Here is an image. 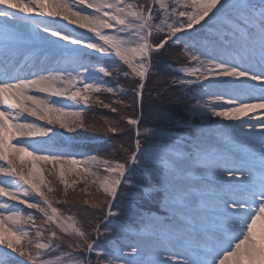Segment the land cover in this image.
<instances>
[{"label": "snow or ice", "instance_id": "1", "mask_svg": "<svg viewBox=\"0 0 264 264\" xmlns=\"http://www.w3.org/2000/svg\"><path fill=\"white\" fill-rule=\"evenodd\" d=\"M58 20L81 33L51 26ZM181 33L193 37L185 48L193 67L172 84L200 89L191 111L204 120L208 138L194 132L178 143L180 136L163 138L143 127L142 110L154 59L166 45L180 44ZM0 35L24 66L36 61L27 73L0 75V177L6 178L0 198L14 202L9 214L0 213V246L7 250L0 264H51L48 255L62 248L70 250L68 264H264V0H0ZM106 57L126 70L100 66ZM121 75L135 78L132 104L121 98L123 89L106 86L104 78ZM101 92L115 97L97 103L117 116L104 129L126 153L117 162L82 158L56 139L57 128L85 127L82 119H69L82 113L60 101L88 106ZM137 169L151 180L141 190L158 207L138 208L134 222L118 223L113 205L122 187L135 186L129 177ZM45 170L58 178L65 197L68 175L92 177L95 184L103 171L106 207L92 205L99 212L93 220L65 216L53 204L58 194ZM16 205L43 219L38 224ZM22 225L35 229V254L21 244L28 239ZM110 233L119 235L101 246L100 237Z\"/></svg>", "mask_w": 264, "mask_h": 264}, {"label": "rangeland", "instance_id": "2", "mask_svg": "<svg viewBox=\"0 0 264 264\" xmlns=\"http://www.w3.org/2000/svg\"><path fill=\"white\" fill-rule=\"evenodd\" d=\"M132 2H135V0H132ZM181 3H183V0H181ZM85 12H90V9H84ZM175 19V17L173 18ZM37 20H51V18H41L38 17ZM169 23L172 22V20L168 21ZM67 26L68 28H72L73 30H75L78 33H81L82 30L79 29H75L74 25H71L65 21H56L53 22L51 24V26L53 27H59V26ZM200 27V26H198ZM193 32H195V29L192 30ZM89 37H91L93 40H95L96 38L94 36H92V34L90 33H84ZM180 35L184 36L185 39L177 45H172L173 47H177L178 51L182 50V56L188 59V62L186 64L183 65H179V66H174L172 69H174V71H176L180 76H179V80L180 79H184V78H188L185 77L184 73H183V69L186 68H191L193 67V62L190 61L189 59V55L188 53L185 51L186 46L189 45L191 39L193 37L189 36L187 33H181ZM5 40V37L3 35H0V41ZM0 47H2V45H0ZM13 56H10L8 58H14L17 55H15L14 53H12ZM2 62V61H1ZM118 64L119 65H123L122 62L118 61L117 59L113 58V57H106L100 64V66H104L106 68H108V70H112V71H120L118 68ZM126 67V65H124ZM6 70H0V75H3ZM7 72H10V70H7ZM122 72V71H120ZM120 79L123 80V82H119ZM104 80L106 81V86H112V87H119L121 89H123V93L121 95V98L126 102H128L129 104H132V97H133V93L130 97V93L131 91L124 86L125 83H131V81H135L134 77H123L122 75L118 78V79H112L110 77H106L104 78ZM196 93L194 94L192 100H191V108L187 111H184L185 114L187 115L189 113V116L185 117L184 114H180L179 119H181V121L179 122V125H184V127L188 128V130L191 132V134H187V133H181L178 130H163V128L161 127H152L154 129L159 130L162 134H163V138H167L169 136H180V140H178V143L183 142V140L185 139H191L192 138V134L194 132H198V139H207L208 138V133L206 132V130L201 129L204 126V120L196 113L191 111V109L195 106L197 100L196 98L199 97L201 95V92L199 89L195 90ZM147 91H145L146 93ZM130 97V98H129ZM104 98V99H103ZM103 99V100H102ZM115 99V97H113L110 93H106V92H101V93H97V94H93V100L89 102L88 106H84L83 104H74L71 101H63L61 100L60 103L63 104L64 106H66L67 108H69L70 110L73 111H79L82 113V115L80 116H72L69 117V119H74V120H79L82 119L85 127L84 128H78L75 132L72 133H68L64 130L61 129H56V131L58 133H60V135H58L56 137V139L58 140V142H60L66 149V151H68L69 153L75 154V155H80L83 154L82 158H86L87 156H95L97 158V160H105V159H110L113 162H117L119 157L123 154L125 155V153H122L120 150H116V153L118 156H116V158L112 157L109 153L105 154L102 152H95L93 151V145H97L96 143L91 141V136L94 135H103V134H108L105 130L102 133H94L93 128L91 126H88V120L90 119L92 113L93 115L95 114L96 116V112H98L99 110V114H103L106 113V115H108V117L114 116L116 115L115 113H111L109 109L104 108L101 104L97 103V101H103V103H111V101ZM99 106H101V109H99ZM104 110H106L105 112H103ZM98 114V113H97ZM124 115H131L133 113H131L130 110H124ZM115 118H111V119H105V120H112V119H116ZM27 119H33V118H27ZM103 120V119H102ZM105 120L104 123H105ZM37 124H42L43 122L41 121H36ZM124 123L126 124V121H124ZM147 128H149L148 126H146ZM92 129V130H91ZM105 129V125L104 128ZM131 138L128 137L126 138V142L127 140H130ZM149 143H154L156 142L155 138H149L148 140ZM81 147V148H80ZM82 147H86V148H91L89 149H83ZM118 152H121V154H118ZM91 167L93 168H98L99 165L97 164H90ZM45 169L50 168L49 166H44ZM105 173L103 171L98 172V176L99 179H97L95 184L91 183V180L93 179L92 177H88L87 178V182H85V179L83 176L81 175H77L75 177L68 175L66 177V179L69 182V188H68V195H70L71 193L75 194H79L77 195V199H80V201L76 200V204H78L77 208L74 210L72 209L71 212H63L65 216L67 215H74L75 218L77 220H84L86 218H84L82 215H80L79 213H77V211L79 210V207L84 211L85 215L89 216L90 218H95L96 215L99 216V212L97 209L91 207L92 205H101L104 206V202L106 200V196L103 193V188L101 187L102 181L105 177ZM2 179H6L4 177H0V180ZM130 181L133 183V185H135L134 187H122L120 192L122 191L124 193V195L128 198H130L133 193L131 192L133 189L135 190H139V192H141L142 195V204L141 206H138L135 208L138 210V208H146V202L149 201L151 203H154L155 207L154 209H156L158 207V201L152 198H146V192L147 189H144L143 191L141 190V186L142 185H148L151 183V180L149 178H147L145 176V174L137 169L130 177H129ZM45 180L46 181H53V183H49V187H53L54 190L56 191V193L58 195L54 196L53 199V204L54 206L59 208V204L56 203V199H64V189H63V185L58 183V178L55 177L53 174H50L48 171L45 170ZM73 180H76V183H73ZM67 195V196H68ZM205 198L208 199L209 201H213V198L211 197L210 194L205 193L204 194ZM29 200H38L39 197H35V196H30L28 197ZM137 198H135L136 200ZM145 202V204H144ZM9 204V208L8 209H0V213H4V214H9L11 211V206L14 202L11 201H7L5 198H0V204ZM115 205L116 202L113 205V210L116 211L119 215L118 217H113L114 221H117L118 223H122V224H131L132 222H134L137 217L136 214H133L132 216H129L128 220L123 219L121 216V211H118L115 209ZM16 208L21 212L22 215L27 216V215H33L38 217V221L37 223L39 224L41 222V220L43 219L42 217H40V214L34 210V209H27V207L25 205H16ZM67 207L65 206L64 209H66ZM63 211V209H61ZM215 210V204L214 202L210 203L209 208L206 210L208 215H211L212 212ZM82 212V211H81ZM186 212H188L189 214L195 212V209L191 208V207H187L186 208ZM134 213V212H133ZM84 215V214H83ZM22 227L24 231L28 232V239L22 240L21 244L22 246L25 248L26 251H32L34 254L36 253V249L34 247L35 241L37 239H39L38 237H35L34 232L35 229L32 228L31 226L28 225H22L19 226ZM118 233H110L107 236H101L100 237V244L101 246H104L105 243L113 238L118 237ZM49 236L48 232H45V237ZM72 239H75V237H72ZM31 241V243L29 242ZM40 242H44L43 239L40 240ZM5 251H7L3 246H0V258H3ZM70 250L66 249V248H62L59 251H54L51 252L48 255V259L50 260L51 264H68L69 262V255L68 252Z\"/></svg>", "mask_w": 264, "mask_h": 264}, {"label": "trees", "instance_id": "3", "mask_svg": "<svg viewBox=\"0 0 264 264\" xmlns=\"http://www.w3.org/2000/svg\"><path fill=\"white\" fill-rule=\"evenodd\" d=\"M177 50V47H169L168 45H166L165 50H162V53L154 59V71L148 82V87L145 90L147 92L145 93L142 110L143 127H162L163 130H178L181 133L191 134L188 128L184 127V125H179V122L181 121V119H179V116L180 114H184L185 117L189 116V113L186 115L184 111H187L191 108V100L196 93L195 90L199 88L194 86H181L179 84H172V81L179 80L180 76L172 68L174 66L183 65L188 62V59L182 56V50L178 52ZM118 68L122 72L126 70V67L124 65L118 64ZM119 82H123V80L120 79ZM134 84L135 81L124 84V86L131 91L130 97L133 93L132 88ZM133 101L134 95L131 102L133 103ZM126 103L128 102L126 101ZM135 107L137 108V112L135 114L139 115V106L135 105ZM99 109H101V106H99ZM99 111L96 112V116L92 113L90 119L88 120V126H90V128L92 126L93 128L92 132L98 134L104 131L103 128L105 123L103 120L117 117L116 115L108 117L106 113H103L101 115L99 114ZM105 111L106 110H104L103 112ZM141 130H143V128ZM91 141L97 144L93 145V151L95 150L97 153H109L114 158L118 156L116 150H119L120 141L114 139L110 134L91 136ZM82 148L89 150L91 149L90 147ZM118 154H121V152H118ZM131 192L133 193V195L130 198H127L121 191L120 197L116 201L115 205V209L121 211L122 218L126 220H128L129 216L135 214L137 211V209L135 211V208L141 206L142 204L141 192L135 189H133ZM79 194H75L74 192L66 196L64 199L68 201V205L66 206L59 204V208L63 209V212H69L67 211V208L71 206V208L75 212L74 208L78 207V204H76L75 202L76 200L80 201V199H77V195ZM135 198L137 199L135 200ZM65 206L67 207L66 209H64ZM148 206L149 202L147 201L146 207ZM77 213L86 218L85 221L93 220V218L85 215L84 211L80 207ZM97 216L98 215H96V217Z\"/></svg>", "mask_w": 264, "mask_h": 264}, {"label": "bare ground", "instance_id": "4", "mask_svg": "<svg viewBox=\"0 0 264 264\" xmlns=\"http://www.w3.org/2000/svg\"><path fill=\"white\" fill-rule=\"evenodd\" d=\"M56 28L60 29L61 31L69 32L70 34H76V35L80 34L75 30H73L72 28L70 27L68 28L67 26L65 27L63 25L62 26L60 25L59 27ZM83 38H88V36L84 34ZM0 45H2V47H0V70H6L5 72H7V70H10V73L13 74L20 72L27 73L32 67V65L36 63L35 59H33L31 63H29L27 66H24L23 61L19 56H16L14 58H8L10 56H13L12 55L13 52L5 43V40L3 41L1 40Z\"/></svg>", "mask_w": 264, "mask_h": 264}]
</instances>
